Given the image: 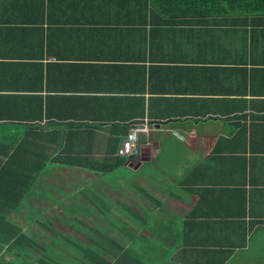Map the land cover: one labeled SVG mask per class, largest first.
<instances>
[{
    "label": "crops",
    "instance_id": "crops-1",
    "mask_svg": "<svg viewBox=\"0 0 264 264\" xmlns=\"http://www.w3.org/2000/svg\"><path fill=\"white\" fill-rule=\"evenodd\" d=\"M128 7L0 0V96L10 95V112L21 117L5 125L24 131L41 109L44 131L73 133L74 151L56 152L72 164L48 161L39 175L38 198L53 202L32 206L68 223L75 215L60 220L50 210L72 211L77 194L90 221L76 217L87 232L52 221L26 226L39 245L60 240L55 248L76 261L81 251H64L66 237L81 234L102 244L104 257L124 251L138 264H264V44L234 60L232 45L229 54L220 42L192 40L188 25L130 24ZM142 121L137 153L105 169L118 160L122 132Z\"/></svg>",
    "mask_w": 264,
    "mask_h": 264
},
{
    "label": "trees",
    "instance_id": "trees-1",
    "mask_svg": "<svg viewBox=\"0 0 264 264\" xmlns=\"http://www.w3.org/2000/svg\"><path fill=\"white\" fill-rule=\"evenodd\" d=\"M126 2L129 6L126 8L127 12L131 14V19L128 20L130 24L149 25L152 31L163 29V26L168 24L171 27L188 25L190 28H185L186 35L188 38L191 36L192 40L204 37L207 44L214 46L220 42L223 52L229 54L231 49L226 50L224 47L232 45L234 54H236L234 60L245 62L248 48L252 55L259 45L264 44V0H126ZM138 12L139 19H135L134 14ZM127 24L129 23L127 22ZM257 25L263 27L254 30L253 28H256ZM12 110H17V105L10 107V95H1L0 264H63L61 261L65 259L59 261L58 257L62 254L55 248V245L60 244V240L52 239L50 243L39 245L34 238L35 232L25 231V228L15 220V217L22 214L28 223L35 226L44 225L42 217L40 218V215L43 214L42 211L35 210L29 200L32 196L38 197L42 191L39 175L44 171H49L48 161L72 164L73 156L57 155L56 152L59 149L65 154L71 150L74 151L68 144L69 136L71 137L73 133L57 134L48 130L44 131L45 128L38 124L41 109L38 110L39 115L35 119L37 124L27 127L24 131L11 130L10 121L8 125H5L4 121L21 118L14 114L15 112H10ZM48 128L49 123L46 125V129ZM126 132L122 133L126 134ZM81 134L83 133H78V135ZM48 137H51L52 141H47ZM54 138L57 139L58 144L64 141V145L62 147L56 145V140L53 141ZM118 156V160L112 165H107L105 169L119 165L126 158ZM76 163L73 162V164ZM24 208L30 210V214L23 212ZM32 213L35 215L33 216ZM37 213H40L39 219ZM74 219L79 222L76 217L72 221ZM83 226H85L84 223ZM90 239L93 238L90 237ZM84 241L86 242V238ZM66 242V251L71 246L69 244L80 249L82 256L80 260L84 264L139 263H136L134 256L124 251L114 253L110 256L111 258L104 257L105 253L100 252L103 246L99 243L97 246L87 245L84 242L79 243L71 240L70 237H66ZM114 246H118L117 243ZM35 248H40V255L33 254Z\"/></svg>",
    "mask_w": 264,
    "mask_h": 264
},
{
    "label": "rangeland",
    "instance_id": "rangeland-1",
    "mask_svg": "<svg viewBox=\"0 0 264 264\" xmlns=\"http://www.w3.org/2000/svg\"><path fill=\"white\" fill-rule=\"evenodd\" d=\"M118 172H119V170H118ZM118 172L116 173V175H118ZM120 172H122V171H120ZM119 172V173H120ZM132 172V171H131ZM121 174V173H120ZM122 181V183H123V181L124 182H126L124 179H121ZM113 182H112V184H117V181H114V180H112ZM54 182V181H53ZM58 182H60V181H58ZM57 183V182H56ZM124 184V183H123ZM79 185H76V188L78 187ZM122 187V186H121ZM123 188V187H122ZM69 189V188H68ZM124 189V188H123ZM70 190V189H69ZM75 190H78L79 191V189H75ZM51 192L52 191H50V194H51ZM84 192V191H83ZM42 195H44V197H50L49 196V192H46L45 190H44V192H43V194ZM79 198L80 197H77V194L76 195H74V196H72V201H73V204L71 203V201H70V199H71V197H68V199H66V201H65V203L63 204V206L62 207H68L70 204H72V209H70V210H72V211H69V212H65V213H63L61 210H59V209H56V208H54V209H51L50 210V212L52 211L53 213H55V214H59V215H62L63 216V219H60V220H69L70 219V215H75V217H77L78 215H79V217H82V219H85L86 221L85 222H87L88 224L90 223V221L88 220V219H86V216H85V211H81V205L80 204H82V202H81V200H79ZM51 202H53V201H50V202H46L44 199H42L41 197H37L35 200H33L32 199V202H31V204L35 207V208H40V206L41 207H44L45 205L47 206L48 204L47 203H49V204H51ZM76 211V212H73V211ZM80 210V211H79ZM23 212H25V213H28V214H30V211L29 210H27L26 208L24 209V211ZM32 215L34 216L35 215V213H32ZM37 215H38V219H39V215H40V213H37ZM36 215V216H37ZM119 215H120V213H119ZM108 216V215H107ZM109 216H110V220H111V218H113V215L111 214H109ZM40 218H41V215H40ZM43 220H42V222H46V221H52L53 223H54V225L56 226V229H57V227L59 228L60 226H63L64 224H67V225H69L72 229H73V231L74 230H77V228H78V232L80 231V232H82L85 228V226H83V221L82 220H80L79 222H77L75 219L71 222V221H69L68 223H64L63 221H59L58 219H56V218H54L53 217V215L51 214V213H45L44 215H43V218H42ZM15 220L16 221H18L22 226H26L27 225V220L25 219V216L24 215H22V214H20V215H18V217H15ZM21 221V222H20ZM24 221V222H23ZM77 222V223H76ZM85 224V223H84ZM75 225V226H74ZM26 228L28 229V230H26V231H32L33 229H35V228H33L32 226H30V225H28V226H26ZM64 228H66L65 226H64ZM30 229V230H29ZM157 230H156V232L159 230L158 228H156ZM73 231H70L71 233L73 232ZM68 232V231H67ZM85 232H87L86 231V229H85ZM43 233H44V231H43ZM43 233H37V237H42V238H45V236L43 235ZM159 234V233H158ZM77 236H78V239H75L74 237H72V236H69L70 238H71V240L73 239L74 241L76 240V242H81L82 240H84V239H81V234H76ZM76 236V237H77ZM46 240V239H45ZM160 242V241H159ZM81 243H83V242H81ZM63 246V250H64V245H62ZM81 246V245H80ZM163 246V245H162ZM150 247H152V246H150ZM164 247V246H163ZM153 248V247H152ZM154 249V248H153ZM64 251H66V250H64ZM69 251V250H68ZM169 252H166V254H168ZM70 255H68L67 256V253H62V255H59V257H58V259H59V261H61L62 260V257H65V258H67V259H65V260H62L61 262L63 263V264H84V262H81V261H79V260H69V256L71 257V254H73V252H70L69 253ZM158 258H160V257H158ZM161 260V258L160 259H157V261H154V263L155 264H159V261ZM167 263V262H166ZM170 263V262H169Z\"/></svg>",
    "mask_w": 264,
    "mask_h": 264
},
{
    "label": "built area",
    "instance_id": "built-area-1",
    "mask_svg": "<svg viewBox=\"0 0 264 264\" xmlns=\"http://www.w3.org/2000/svg\"><path fill=\"white\" fill-rule=\"evenodd\" d=\"M148 126L146 122L136 123L122 138L117 154L123 157H132L137 153L138 137L141 132H146Z\"/></svg>",
    "mask_w": 264,
    "mask_h": 264
}]
</instances>
